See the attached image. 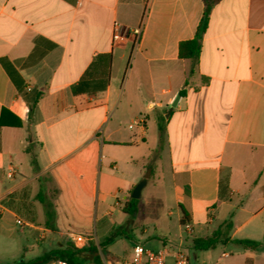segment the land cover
Here are the masks:
<instances>
[{"label":"crops","instance_id":"crops-1","mask_svg":"<svg viewBox=\"0 0 264 264\" xmlns=\"http://www.w3.org/2000/svg\"><path fill=\"white\" fill-rule=\"evenodd\" d=\"M204 10L205 0H0V234L20 218L28 231L92 240L150 168L145 187L168 183L191 232L228 207L244 215L227 214L231 238L263 239L264 0H218L198 61L181 59ZM99 55H111L109 82L98 64L94 88L77 92Z\"/></svg>","mask_w":264,"mask_h":264},{"label":"rangeland","instance_id":"rangeland-1","mask_svg":"<svg viewBox=\"0 0 264 264\" xmlns=\"http://www.w3.org/2000/svg\"><path fill=\"white\" fill-rule=\"evenodd\" d=\"M124 203L125 201L122 199V205ZM109 210L112 214L102 219L104 226L99 227L95 238L89 239L86 243L97 248L98 255L104 264L130 261L136 245H141L152 251H158L164 247L181 251L189 256L191 264L215 263L223 252L229 256L221 260L222 264H246L247 260H251L252 264H264L263 247L251 251L232 244H220L209 251L195 250L192 243L194 238L211 235L218 229L222 223L221 220L232 219V213L236 215L234 221L237 223L244 219V215L238 211V208L224 207L220 215L216 216L218 221L211 224L204 235L191 232L186 226L180 224L181 211L174 201L173 190L168 183L155 188L153 178H151L148 186L143 190L139 199L138 211L135 214H126L123 212V208ZM229 212L231 215L227 216ZM4 226L7 233L5 236L0 234V263L3 264L27 263L52 250L70 244L74 245L72 237L69 235L28 231V226L22 231V228L12 218H8ZM81 233L84 237L89 235ZM111 236H114L113 241L103 245L106 239Z\"/></svg>","mask_w":264,"mask_h":264},{"label":"trees","instance_id":"trees-1","mask_svg":"<svg viewBox=\"0 0 264 264\" xmlns=\"http://www.w3.org/2000/svg\"><path fill=\"white\" fill-rule=\"evenodd\" d=\"M218 0H205V10L201 22L198 26L197 33L194 39L184 41L180 44L179 56L181 59H189L193 62H197L200 52H201V42L205 31L207 30L209 23V16L211 9ZM112 58L111 55H99L97 60H95L90 68L85 73L83 79L79 83L78 87L75 90L78 91H89L93 89V82L90 80L93 77V71L98 64H101L102 73L106 75V83L110 80V68H111ZM193 73V72H191ZM160 131V140L161 144L159 148L154 152V156H158L162 150V140L164 133V126H159ZM133 191L130 192L129 197L125 201L123 212L126 214H135L138 211L139 199H133L131 197ZM39 198L43 202L47 214L53 212V204L47 202L42 195L39 194ZM183 216L181 219V225H189V214L182 210ZM234 224L231 219L225 220L222 222L218 229L215 230L211 235L206 237L194 238L193 248L197 251H208L215 249L218 245L223 244H232L244 250L255 251L260 247L264 246V237L262 240H251V239H233L231 238L233 232ZM115 236V235H114ZM114 236L108 237L103 245H106L113 241ZM91 243V242H89ZM54 260H65L69 264H104L100 256L98 255L97 248L94 245L86 244L83 248H76L73 244H70L66 247H61L55 250L46 253L42 257H39L28 263L17 262L10 264H47ZM3 264V263H0ZM246 264H252L251 260H247Z\"/></svg>","mask_w":264,"mask_h":264},{"label":"built area","instance_id":"built-area-1","mask_svg":"<svg viewBox=\"0 0 264 264\" xmlns=\"http://www.w3.org/2000/svg\"><path fill=\"white\" fill-rule=\"evenodd\" d=\"M123 32L124 27L119 22H114L113 24V42L116 44L121 43L123 41ZM131 32V31H130ZM135 38V44L138 43L141 34H142V27L132 30L131 32ZM142 124V122H139ZM130 128H133V125H130ZM13 171H11L8 177L13 176ZM16 224L21 227L25 228L27 224L20 218H16ZM88 238L84 237L83 235H73L72 241L77 248H82L88 242ZM229 254L223 252L219 258V260L215 263H202V264H222L221 260L223 258L228 257ZM50 264H69L65 260H54ZM116 264H191L189 256L184 254L181 251H174L164 247L158 251H152L144 248L141 245H136L134 247L133 255L130 261H120Z\"/></svg>","mask_w":264,"mask_h":264},{"label":"water","instance_id":"water-1","mask_svg":"<svg viewBox=\"0 0 264 264\" xmlns=\"http://www.w3.org/2000/svg\"><path fill=\"white\" fill-rule=\"evenodd\" d=\"M178 99H179V96H178V98L175 100V102L173 103V106L176 105ZM150 177H151V169L149 168V169L147 170V172L145 173L144 179L141 180V181L137 184V186L134 188V190H133V192H132V194H131V197H132L133 199H140V198H141L142 191H143L144 187L146 186L147 181H148V179H149Z\"/></svg>","mask_w":264,"mask_h":264}]
</instances>
